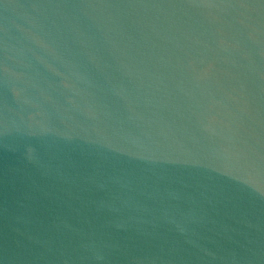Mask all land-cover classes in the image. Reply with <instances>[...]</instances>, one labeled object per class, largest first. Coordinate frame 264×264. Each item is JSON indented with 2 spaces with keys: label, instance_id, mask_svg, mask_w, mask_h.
Returning a JSON list of instances; mask_svg holds the SVG:
<instances>
[{
  "label": "water",
  "instance_id": "1",
  "mask_svg": "<svg viewBox=\"0 0 264 264\" xmlns=\"http://www.w3.org/2000/svg\"><path fill=\"white\" fill-rule=\"evenodd\" d=\"M0 264H264V0H0Z\"/></svg>",
  "mask_w": 264,
  "mask_h": 264
}]
</instances>
